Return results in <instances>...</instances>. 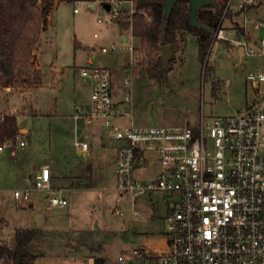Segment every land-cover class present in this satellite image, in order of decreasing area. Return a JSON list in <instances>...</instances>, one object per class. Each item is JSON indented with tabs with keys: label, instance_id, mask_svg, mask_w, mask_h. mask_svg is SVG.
<instances>
[{
	"label": "rangeland",
	"instance_id": "rangeland-1",
	"mask_svg": "<svg viewBox=\"0 0 264 264\" xmlns=\"http://www.w3.org/2000/svg\"><path fill=\"white\" fill-rule=\"evenodd\" d=\"M53 1L45 26L40 23V13L36 10L37 22L29 27L32 34L37 28L40 32L33 47L35 55L30 60L32 70L40 72V85L37 88L28 84L21 86L17 78L8 86L11 92L0 88V108L18 109V130L25 128L38 137L52 129V150L63 166L69 163L82 170L91 162L94 170L89 180L93 188L64 191L61 193L67 200L64 207L50 206L48 197L51 195L45 192L33 191L28 200L16 199L13 191L26 185L23 178L30 171L29 158L40 152L48 153L47 149L39 152L36 146L34 148L30 143L34 141L33 135L29 144L24 149H16L8 162L0 161V246L12 247L16 230H32L35 235L28 250L36 255L34 264H79L89 259L95 261V258L113 264L122 249L146 243L149 237L164 232L167 201L160 192L131 195L114 189L113 156L97 145L95 151L82 156L75 154L66 117L73 113L75 104L90 93L88 80L81 77L79 71L86 58L92 56L94 66L109 70L112 87L121 100L123 78L130 70V53L122 48L102 53L100 47L121 46L120 36L128 31L111 20L99 4L90 8L85 2L77 5L71 0ZM257 1L248 17L264 20V0ZM239 3L240 0H231L230 8L234 11L223 20L222 27L229 33L235 32L237 22L242 21ZM36 6L42 7V2L38 1ZM251 33L256 42L248 41L247 47L256 55L240 58L234 46L222 41L220 47L211 49L204 62L199 58L197 41L189 36L184 50L173 54L170 69L159 82L150 80L137 63L141 48L136 53L133 51V125L193 127L202 116L209 121L214 117L233 116L242 110L254 93L246 76L264 69V56L257 54L261 51V33ZM132 45L138 42L134 40ZM88 49H92V54H88ZM118 56H122L121 63H117ZM18 75L16 69L15 76ZM122 109L130 111L127 105ZM35 110L38 111L36 116ZM94 123L100 125L99 120ZM54 126L57 132H53ZM88 142H93L92 137ZM54 163L58 173L60 162ZM113 209H118L121 215H114ZM38 215L42 217L40 225L36 223ZM0 264H5L3 258Z\"/></svg>",
	"mask_w": 264,
	"mask_h": 264
},
{
	"label": "built area",
	"instance_id": "built-area-1",
	"mask_svg": "<svg viewBox=\"0 0 264 264\" xmlns=\"http://www.w3.org/2000/svg\"><path fill=\"white\" fill-rule=\"evenodd\" d=\"M81 2L90 3L75 1L77 5ZM230 2L213 32L209 52L223 41L242 48L244 55H256L239 33H229L222 27L227 10L234 11ZM91 3L101 5L111 20L132 34L133 16L137 12L135 0H92ZM257 4V0H240L239 11ZM249 25L262 31L261 51L257 54L264 56V20L245 16L239 27L246 30ZM124 47L132 59L131 44L103 45L100 50L116 52ZM79 74L90 80L91 92L86 105L77 104L73 108L75 135L81 127L99 120L102 130L119 142L114 189L131 195L160 192L168 203L165 230L152 241L150 249L144 244L122 249L113 264H264V69L246 76L254 93L242 110L209 121L201 117L193 127H136L132 122L120 127L114 120L132 121V115L131 110H120L113 102L109 70L88 61ZM132 75L130 67L122 82L121 103L129 107L133 98ZM3 117L0 115V122ZM24 134L16 132L4 140L0 152L5 148H23ZM73 146L81 151L88 148L87 142L78 138ZM155 160L158 168L154 176L136 174L151 167ZM52 189L49 167L42 165L31 185L14 190L13 196L28 200L32 191ZM48 202L52 207L67 204L57 196L50 197ZM112 213L121 215L118 209ZM79 264H94V261L89 259Z\"/></svg>",
	"mask_w": 264,
	"mask_h": 264
},
{
	"label": "trees",
	"instance_id": "trees-1",
	"mask_svg": "<svg viewBox=\"0 0 264 264\" xmlns=\"http://www.w3.org/2000/svg\"><path fill=\"white\" fill-rule=\"evenodd\" d=\"M42 7H37V2ZM92 1V0H71ZM166 0H135L137 12L133 16L132 35L141 42V58L139 65L144 68L146 76L153 81L163 78L160 59L159 40L160 26L164 20L162 3ZM217 9L205 6L198 10L197 19L213 32L216 30L228 0H212ZM53 0H2L0 4V87L12 86L14 80L20 78L19 85H34L40 83L39 70L31 68L33 47L37 44L39 28L32 34L30 26L36 24L35 11L39 10V21L45 26L47 17L53 9ZM243 11V10H241ZM228 17L232 11L227 10ZM225 14V15H226ZM237 27V26H236ZM166 44H170L173 52L179 50V38L191 34L197 38L199 58L204 62L212 43L213 33L204 29L193 28L189 21V3L186 0L177 1L165 28ZM135 53L137 49H134ZM207 67V61L205 64ZM18 69L19 75L15 76ZM16 134V118L4 115L0 122V144ZM35 232L32 230H16L12 247L0 246V258L5 264H34L36 255L28 250ZM94 264H105L102 258H95Z\"/></svg>",
	"mask_w": 264,
	"mask_h": 264
},
{
	"label": "crops",
	"instance_id": "crops-1",
	"mask_svg": "<svg viewBox=\"0 0 264 264\" xmlns=\"http://www.w3.org/2000/svg\"><path fill=\"white\" fill-rule=\"evenodd\" d=\"M89 2L90 3H87L88 7L91 8V7H93L95 5V3H91V1H89ZM251 8L241 12V15L243 16L242 20H243V18L245 16L248 17V14L251 11ZM237 23H238L237 27H236L237 30L235 32L239 33L238 34L239 37H241V39L247 40V41H249L251 43H255L256 42V37L251 33V31H257V30H254L250 25L249 26L251 28H249V26H248L247 29L244 30V29L239 27L241 22L238 21ZM258 32H260L261 35H262V31H258ZM94 34H96V33H94ZM189 36H192L194 41H197V38L195 36L191 35V34L183 35L181 37V39L179 38V41H178V47L179 46H182V47L177 52H175L174 55H176L177 53L181 52V50H184V44L186 42V39ZM123 37H126V41H122ZM120 40H121L122 44L126 43V44H131V45H132V41L136 40L138 42V45H136V46L132 45L133 49H140L141 48L140 40L135 38L132 34H130L128 32H126V34H122L120 36ZM220 43L221 42H219L217 44V47H220ZM235 48L237 49L239 57L242 58L244 56L243 49L240 48V47H235ZM122 49L128 50L125 47L122 48ZM92 52H93L92 49H88V54L89 53L92 54ZM128 53H130L129 50H128ZM208 53H209V50H208ZM33 55H35V53H33ZM88 61H90L93 64V57L91 56V57L86 58L85 64L83 66H86L88 64ZM121 62H122V56H118L117 57V63H121ZM128 62L130 64V67H132L133 61L131 59V55H130V59H129ZM133 76H134V73H133L132 77ZM87 84L89 85V92H91V82H90V80L87 81ZM111 84H112V81H111ZM39 85H40V83H39ZM39 85L36 86V88L39 87ZM0 88L3 89L4 92H11L12 91L11 87H0ZM112 94H113V102L117 105V108H119L120 110H123L122 106L124 104H122L121 100L118 99V92L113 87H112ZM89 95H90V93H89ZM88 100H89V96H87L84 100L80 101L79 104L84 106V105L87 104ZM22 108H24V107L22 106ZM131 108H132V106L130 107V110H131ZM34 112H35L34 115L36 116L38 111L35 110ZM18 114H19V111L16 108H9L8 106H6L5 108H0V115H12V116H15V118H16V132L25 133L24 134V138L25 139H26V137H28V140L25 141L26 145L23 148H18V147L5 148L2 152H0V156L5 154L4 157L0 159V161H3V162L7 161L8 162L10 157H11V155L14 154L16 149H24L27 146V144H29V138L32 139L33 135H35V134H32V132L27 131V129H25V128H23L21 130H18V127H17V118H18L17 116H18ZM71 115L72 114H70L68 117H66V119L68 121V129L71 131L72 141L74 142V139L78 138L79 140L85 141L88 144V148H87L86 151L77 150L73 146L75 154H77V156H82L83 153H88L90 150L91 151H95V148H96L95 145H97V147H100L102 150L108 152V154H110V153L112 154V156H113V167H114V172H115V153H116V148H117L119 142H117V141L113 140L112 138H110L102 130L101 123H100L99 126H95L94 125L95 123H93L92 125H90L88 127H81L77 131V135H75V132H74V129H73V126H72ZM39 116H41V115H39ZM202 117L206 120V117H204V116H202ZM125 122H128V124H130L132 122V124H133V121H130V119H128V118H119V119L114 120V124H116V125H118L120 127L125 126V124H126ZM53 132H57V130L55 129V126L53 127ZM35 136L33 137L34 141H32L30 143L34 146V148H35V146L37 147V148H35L37 151H39L40 149H43V150L47 149L48 153L45 152L44 154H42L39 151L40 155L34 156V158H32V157L29 158L30 171L23 178L24 181H26V185H23L22 187H20V189H15V190H23V189L28 188L29 184L31 185V181L33 179V176H34L35 172H37L39 170L40 166H42V165H47L49 167V170H50V181H51V185L53 186L52 190L45 192V193L51 195L49 197L46 196V197H48V199L50 197H52V196H57V197H60V198H62L64 200H66V198L61 195V193H63L64 191L89 190V189L93 188V185L90 183L91 180H89V177L92 176V172L94 170L93 169V165H92L91 162H88L87 167L82 169V170L74 168L72 165H69V163H66L65 166H63L61 161H60L61 160L60 157H58L54 153V151L52 150L51 140L54 137V134H52V129L49 128L48 131L45 132V134L44 133L40 134V135L38 134V137L37 136L35 137ZM90 137H92L93 142H88V139ZM94 140H95V142H94ZM54 146L57 147V145H55V144H54ZM56 147H54V148H56ZM149 155H152V153H149ZM46 159H49V161L47 162ZM55 161L60 162L59 163V168L57 170L58 173L56 172V169H55V166H54L55 165V163H54ZM67 162H68V160H67ZM157 168H158V163L155 160L153 162V164L151 165V167H148V168L144 169L143 171H137L136 174L138 176L142 175V176H145V177H152V176H154L155 171L157 170ZM115 181H116V174H115ZM38 192H40V191H38ZM66 202H67V200H66ZM156 210H157V208L154 207L153 211L156 212ZM167 211H168V203H167L166 213H167ZM41 219H42V217H41ZM41 223H42V221L40 222V224ZM158 237H159V235L151 236L148 239H146L147 240L146 243H142V244L146 245L150 249L152 241L154 239L158 238ZM142 244H139V245H142Z\"/></svg>",
	"mask_w": 264,
	"mask_h": 264
},
{
	"label": "water",
	"instance_id": "water-1",
	"mask_svg": "<svg viewBox=\"0 0 264 264\" xmlns=\"http://www.w3.org/2000/svg\"><path fill=\"white\" fill-rule=\"evenodd\" d=\"M0 0V4H1ZM179 0H166L165 2L162 3L163 7V17L164 20L160 26V36L159 40L160 43L162 44L160 47V59H161V66L163 70V75H165L169 69H170V61L173 57V48L170 44H166L165 42V28L167 25V20L169 19L173 5ZM189 3V21L190 25L193 28L197 29H204L207 30L210 33H213V31L208 28L206 25L200 23V21L197 19V12L200 8L205 7V6H211L214 9H217L216 4L212 0H186ZM108 9V7H106ZM122 41H126V37H123ZM41 216H36V223L39 225L41 222Z\"/></svg>",
	"mask_w": 264,
	"mask_h": 264
}]
</instances>
